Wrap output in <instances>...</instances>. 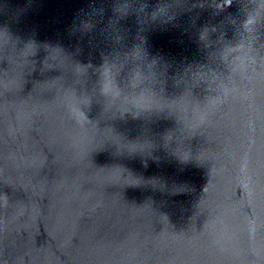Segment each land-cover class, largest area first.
<instances>
[{
    "label": "water",
    "instance_id": "obj_1",
    "mask_svg": "<svg viewBox=\"0 0 264 264\" xmlns=\"http://www.w3.org/2000/svg\"><path fill=\"white\" fill-rule=\"evenodd\" d=\"M0 264H264V0H0Z\"/></svg>",
    "mask_w": 264,
    "mask_h": 264
}]
</instances>
